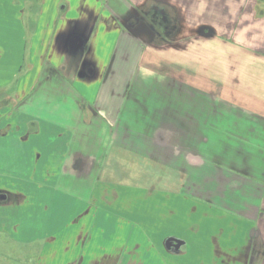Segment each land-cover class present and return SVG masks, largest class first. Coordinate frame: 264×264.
<instances>
[{
	"label": "crops",
	"instance_id": "crops-1",
	"mask_svg": "<svg viewBox=\"0 0 264 264\" xmlns=\"http://www.w3.org/2000/svg\"><path fill=\"white\" fill-rule=\"evenodd\" d=\"M21 1L0 0V45L10 47L7 53L12 47L15 52L0 60V69L6 61L11 68L21 62L17 48L21 46L13 42L20 28L8 30L18 14L13 5ZM24 1L33 6L39 2ZM142 8L165 15L167 30L161 29L159 35L145 23L137 28L128 25ZM36 22L31 47H46V53L41 51L33 68H45L47 74L41 76L42 81L36 80L40 70L26 89L20 84L6 94L5 73L0 74V102L5 104L0 116L8 117L5 124L0 122V137L11 136L9 141L0 139V175L4 158L13 163L33 161L30 174L22 173L20 166L9 184L0 179V231H13L12 244L37 242L36 215L21 227L7 214L14 217L18 212L16 217H20L23 207L29 211L43 207L47 216L40 219L48 231H40L43 244L36 249L34 264H162L161 258L163 264H181L184 258L193 260L188 264H264V0H43ZM74 36L80 38L77 48L71 46ZM73 55L80 60L69 67L66 58ZM155 60L157 73L139 78L140 64L148 67ZM165 67L179 69L183 79L176 70L166 75ZM59 70L71 71L74 77L61 76L56 73ZM92 84L98 87L91 99L77 89ZM36 87L59 93L52 101L57 112L67 107L65 95L72 96L76 109L64 117V123L56 124L30 114L26 106ZM139 108L147 115L133 112ZM155 114L161 121L174 122L179 140L199 155L189 159V187L182 192L207 206L201 208L210 220L195 222L189 240L175 234L155 240L147 236L135 213L146 212L150 200L145 197L146 208L133 204L134 187L126 195L128 190L121 189L114 201L107 196L114 191L110 178L92 185L85 182L84 172L66 173L67 164L72 163L71 150L81 146L80 132L84 133L85 126L126 131L125 123L134 121L160 130L165 126L156 124ZM123 118L129 123L122 122ZM48 131L55 132L57 147L62 149L53 188L43 196L31 180L43 158L38 150L43 147L41 135ZM159 142V148L165 146ZM103 145L104 150L109 148ZM10 147L18 153L9 156ZM186 153L179 152L176 159ZM52 158L47 155L46 161ZM38 187L43 189L42 184ZM124 199L129 201L124 207L112 203ZM66 213H74L71 223H66ZM110 223L113 234L106 232ZM212 228L218 230L216 235ZM169 238L182 244L169 247ZM239 240H243L240 246ZM188 245L189 258L184 250Z\"/></svg>",
	"mask_w": 264,
	"mask_h": 264
},
{
	"label": "rangeland",
	"instance_id": "rangeland-1",
	"mask_svg": "<svg viewBox=\"0 0 264 264\" xmlns=\"http://www.w3.org/2000/svg\"><path fill=\"white\" fill-rule=\"evenodd\" d=\"M42 1L43 0H39V2H37L34 6L31 3L28 4V1L23 2V0L21 1V3L17 2L13 5V7L18 11V14L15 15V18L11 19L8 30L18 31V29L20 28V36L13 42L18 43L21 46L17 47L20 51L19 56L21 57V62H16L18 67L13 68L9 66L10 64H8L7 61L3 63L5 68L0 69V74L5 73L3 78L6 81L7 86V88L4 90L5 94L6 92L14 91V89H17L20 84L22 88L25 87L26 89V85L30 86L31 80H33V78L38 75L41 70L33 68V66L34 64L38 63L41 51H43L44 54L46 53V47H31V41L35 35V25L37 23L36 18L38 17V14L42 7ZM35 6L36 9H32V7ZM76 6L77 4H74L73 13H76ZM61 7H63V3ZM6 22H8L7 18L5 23ZM0 49V60H7L10 57L11 53H15L14 47H12V49L8 51V53L7 50H9L10 47H3L2 45H0ZM69 49H71V47ZM69 51L71 54V50ZM147 55H149L148 52ZM77 59L80 60V57L78 58L74 55L67 57L66 60L69 62V67H71L74 61L76 62ZM134 59L137 60V58ZM137 61V65H139V59ZM154 63H156V60L151 61L150 64H148V67L141 66L140 64V73L137 74L139 75V78H146L151 74H156L158 68ZM170 65L172 66V64ZM172 68L168 69L165 67V74L168 75V73H170V75H172V73L174 74V72L171 71L176 70L175 74L182 80L183 77H180L182 76V71L177 68ZM56 73L61 76L67 75L66 77L69 79H72V76L74 77V74H71V71L65 72L59 70ZM45 74L47 73H45L44 68L41 70L40 75L36 76V78H38L36 80L42 81V77ZM97 87L98 84H92L91 86H85L83 89H77L81 92L86 93L87 95L85 96L91 99V97H93V95L96 93ZM36 88L37 89H35L33 93L32 100L26 106V108L28 109L27 111L30 114H35L38 118H42L47 120L49 123L56 124L60 122L64 123V117L67 119L66 115L70 114L76 109L75 104L72 102V96L65 95L63 98V102L67 103V107L63 106L61 108V112H57L55 110V107L53 106V102L55 101L53 99L59 96V93H51L50 90L48 91L45 87ZM1 94L2 92H0V95ZM60 96L63 95L60 94ZM3 104L4 103L0 102V110L3 106H5V104ZM133 112L145 113V109L139 108L138 110H133ZM146 115L147 112L145 113V116ZM6 116L7 114L0 116V122H2V125L5 124L8 118ZM89 117L91 116H87L85 118L89 119ZM108 117L111 119L113 118V116ZM156 118H158L157 115H153L152 119L154 120ZM79 119L81 120L82 118L79 117ZM122 122L129 123V121L124 120V118ZM156 124L165 127L157 130L155 128H152L154 126L148 127L131 121L130 124L125 123L127 129H125L126 131H122L116 128L111 132H108L103 130L100 131L96 126H94V128L85 126V129L83 130L84 133L80 132V135L82 137H80L79 144H81V146L77 147L76 150L73 148L71 150L72 156L70 157V159H72V163L67 164L66 173H72L74 171L76 173L84 172L83 176H85V182L87 184H91L93 182L92 185H94V182L96 181L107 182V178H110V181L115 183L113 194L107 195L108 198H111V200H114L115 196L116 198L118 197V193H120L121 189L124 188L128 190L125 192L126 195L127 193H129V187H132L131 189H135L137 193V196L132 199L133 204H141L142 207L146 208L144 202L145 197L149 198L150 200L148 203L149 208L146 212L143 211L142 213H135V218L139 219L138 222L140 223L142 221L144 223V229L146 232L148 231L147 236L155 240L156 238H159V236L161 237V235L165 236L168 234H175L177 236H183L189 240V238H191V236L193 235L192 231L194 230L193 225L195 222H197L199 225L205 223L207 220H210L204 214L205 209L201 208H207V206H204L203 203H201L196 197L184 194L182 192H187L189 187V159L199 155L190 152L191 149L185 147L183 145L184 143L179 140V128L176 125L172 126L174 125V122H170L167 120L161 121L159 119ZM185 133L183 134L188 135L189 132ZM57 138L58 137H56L55 132L48 131L46 133H43L41 135V139L44 140H40L43 147L38 146V150L42 152L43 158L41 159L40 163L37 164L38 168L35 172V179L31 180V183L32 187L36 189L37 193L43 196L46 192H50L52 190V182L54 180V176L57 174L60 167L61 156L59 155L61 153L62 146H60V148L58 149L57 146L59 143L56 141ZM0 139L1 141H9L11 140V136L9 138H6V140H4V137H0ZM158 142L164 143L165 146H161V148H159V146H157ZM105 143L109 145V148H107L106 150H104L105 146L103 145ZM8 150L10 151L9 156L12 155V152L18 153L17 149H15L14 147H10L8 148ZM18 150L20 151V149ZM181 151L189 153H186V157L176 159L177 154ZM47 155L49 156V158L53 156L52 162L49 161L48 163L46 161ZM173 155L175 156V159H173ZM32 164V158L31 161L22 159L21 161L15 160L14 163L10 161V159L7 160L4 158V169L2 174L0 175V179L3 180L4 184H9L13 181V177H11V175L16 171L20 172V166H23L24 170H26H23L22 173L30 174V171L33 167ZM45 177L48 178L45 180ZM85 182L83 183L85 184ZM40 184H42V190H40V187H38ZM58 185L60 186V184ZM162 188L164 189L162 190ZM125 195L123 194V198ZM47 200L44 201V203H46ZM114 201H112V203H115L117 204V206L121 207L128 205L129 202L128 199H124L123 203ZM73 203L75 206L79 205V203L72 202V204ZM97 204H99V202H97ZM96 207L99 206L97 205ZM194 207H197L198 210L193 212ZM18 209L21 208L18 207ZM28 209H30V211L24 209L23 207L19 215L20 217H16L18 212H16L14 217H12L10 213H8L7 215L10 217V220H12V222H19L21 227H23L25 223L29 222L28 218H33V216L36 215L34 224L36 227L35 230L38 231L37 242L31 243V245L22 243L18 244V246L14 245L12 244L13 237L11 235L13 231L9 228H5V230L0 231V264H34L35 260L38 259V253L36 249L39 250L40 245L43 244V237H41L40 231H48V229L46 228L47 226L45 227L44 219H40V217L47 216V212L43 213V207L38 211L31 210V208ZM208 213L215 215L212 212ZM72 216H74V213H69L65 217L66 223H71ZM140 216H143V218L140 219ZM111 224L112 223L108 224L109 231L108 227L105 226L107 234H109L110 232V234H113V227H111L110 229ZM155 225L156 229L154 228V231L152 228L155 227ZM146 227H148V229H146ZM210 230L212 231V233L214 232V235H216L218 232V230L215 231V228H212ZM134 231H136L137 233L136 229H134ZM238 242L240 246V244L243 243V240H239ZM33 244L37 247H35ZM184 250L188 255L190 251H192L191 246L189 245L186 246ZM1 251H4V254H2ZM32 257H35V259H31ZM189 257H192V255L187 256V258ZM160 260L164 263L163 258L159 259V261ZM191 261L184 258L180 260V263L188 264Z\"/></svg>",
	"mask_w": 264,
	"mask_h": 264
},
{
	"label": "flooded vegetation",
	"instance_id": "flooded-vegetation-1",
	"mask_svg": "<svg viewBox=\"0 0 264 264\" xmlns=\"http://www.w3.org/2000/svg\"><path fill=\"white\" fill-rule=\"evenodd\" d=\"M145 23L154 33L159 34L161 29L168 28L169 24L167 23V18L161 16L158 12L151 11L146 8L140 9L136 15L132 17V19L128 22V25H131L133 28H137L138 26Z\"/></svg>",
	"mask_w": 264,
	"mask_h": 264
},
{
	"label": "water",
	"instance_id": "water-1",
	"mask_svg": "<svg viewBox=\"0 0 264 264\" xmlns=\"http://www.w3.org/2000/svg\"><path fill=\"white\" fill-rule=\"evenodd\" d=\"M79 44H80V38L78 36H74L71 39V46L73 48H77L79 46ZM181 244H182V242L179 239H176V238H169L167 240V245L169 247H179Z\"/></svg>",
	"mask_w": 264,
	"mask_h": 264
}]
</instances>
